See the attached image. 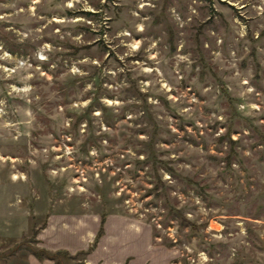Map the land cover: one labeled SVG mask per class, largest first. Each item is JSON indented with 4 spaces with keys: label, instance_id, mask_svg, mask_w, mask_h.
Wrapping results in <instances>:
<instances>
[{
    "label": "rangeland",
    "instance_id": "374dc122",
    "mask_svg": "<svg viewBox=\"0 0 264 264\" xmlns=\"http://www.w3.org/2000/svg\"><path fill=\"white\" fill-rule=\"evenodd\" d=\"M49 212L264 264V0H0V259Z\"/></svg>",
    "mask_w": 264,
    "mask_h": 264
},
{
    "label": "crops",
    "instance_id": "0c3cea01",
    "mask_svg": "<svg viewBox=\"0 0 264 264\" xmlns=\"http://www.w3.org/2000/svg\"><path fill=\"white\" fill-rule=\"evenodd\" d=\"M34 229L35 246L69 253L87 249L97 235L83 255L87 264H172L175 256L173 249L153 241L148 223L122 212H49ZM19 260L20 264H56L49 258H37L29 250L24 254L16 251L0 259V264H18Z\"/></svg>",
    "mask_w": 264,
    "mask_h": 264
},
{
    "label": "trees",
    "instance_id": "16d2710c",
    "mask_svg": "<svg viewBox=\"0 0 264 264\" xmlns=\"http://www.w3.org/2000/svg\"><path fill=\"white\" fill-rule=\"evenodd\" d=\"M191 226H194L193 223H190ZM101 231V228H99V231L97 233V235L100 233ZM34 233V231H33ZM96 235V237H97ZM95 237V239H96ZM95 239L93 240V242L91 243V245L85 249V250H79V251H76L74 253H69L67 252L66 250L64 249H56V250H47L45 248H36V249H31L30 251L37 257V258H49V259H52L56 264H63L60 259L58 258L60 255H63L64 257H67L68 259H71V258H76L77 255H81L82 256V259L81 260H78V262H75L73 264H87L85 263L84 259H83V255L91 248V246L93 245V243L95 242Z\"/></svg>",
    "mask_w": 264,
    "mask_h": 264
}]
</instances>
